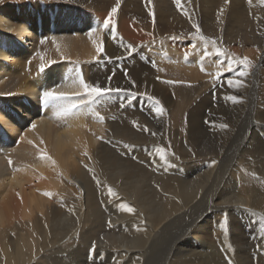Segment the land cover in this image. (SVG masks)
<instances>
[{"label": "bare ground", "instance_id": "bare-ground-1", "mask_svg": "<svg viewBox=\"0 0 264 264\" xmlns=\"http://www.w3.org/2000/svg\"><path fill=\"white\" fill-rule=\"evenodd\" d=\"M116 3L117 0H0V264H80L81 247L93 244L109 247L106 249L144 247L139 264L152 263L169 226L175 222L178 225L186 212L212 194H207L208 185L217 166L211 164V170L201 176L183 180L175 173L180 160L177 163L171 153L163 150L162 158V148L155 145L150 158L147 148L154 143L170 145L163 130L164 113H156L155 101L159 100L164 109L177 107L176 116L193 104L188 116L189 140L181 139L180 131L172 136L183 142L186 157L219 155L224 143L198 145L202 122L214 117L223 123L230 120H224L231 103L225 99L230 94L229 81L223 82L224 89L218 93L223 117L211 104L222 82L217 72H228L231 59L239 53L258 63L257 79L249 71L242 79L246 86L256 89L264 80V5L260 0H252L251 4L248 0H181L179 6L174 0H120L117 14L105 28ZM193 23L199 25L200 35L216 41L214 46L221 55L214 56L211 42L207 44L208 52H197L204 41ZM94 42L102 44L104 51L97 53ZM41 65L44 72L40 71ZM77 73H82L86 82H98L101 87L112 76V88L130 90L135 96L113 93L58 115L79 99V85L73 83ZM53 87L72 99L45 105L42 90ZM208 104L212 111L206 117L202 108ZM258 114L255 119L259 139L251 138L248 155H258L257 168L264 174V111ZM148 156L152 159L151 164L147 163L150 168L141 166L145 162L142 159ZM138 161L143 162L139 165ZM233 183L230 193L223 191L214 200L212 217L205 221L200 217L197 231L189 234V241L180 243L169 264H244L240 249L248 232L227 229L237 223L231 219L234 213L246 215L251 212L250 206L260 208L264 215V192L252 195L238 179ZM109 187L116 195L109 194ZM122 204L135 211H124ZM225 217L228 228L222 229ZM260 223L257 228L264 244V219ZM105 228H109L107 232ZM75 242L80 247L74 254ZM194 244H200L198 252ZM260 260L264 264V249L255 262Z\"/></svg>", "mask_w": 264, "mask_h": 264}, {"label": "rangeland", "instance_id": "rangeland-1", "mask_svg": "<svg viewBox=\"0 0 264 264\" xmlns=\"http://www.w3.org/2000/svg\"><path fill=\"white\" fill-rule=\"evenodd\" d=\"M190 44V43H189ZM193 45V43L192 44H190V46H192ZM205 44L203 43L202 45H200V48L199 47H197L198 48V50H197V52L199 51H202V50H205L206 52H208V45H210V44H208V45H205ZM188 46V45H187ZM204 46V47H203ZM214 46V45H213ZM189 47V46H188ZM201 47H203V49H201ZM211 47H212V45H211ZM215 47V46H214ZM212 48L213 49V51H214V56L216 55L217 56V54H218V52H217V48L218 47H215V48ZM189 48H191V47H189ZM188 48V49H189ZM192 49V48H191ZM201 49V50H200ZM219 49V48H218ZM219 55H221V51L219 52ZM237 58H236V57ZM240 56V57H239ZM241 58H243V56L242 55H240L239 53H235L234 54V58H232L231 59V61H230V64H231V66H232V71H229L228 69H227V71L228 72H224V71H222L223 72V74H222V72L219 70L218 72H217V74H216V76L218 75H220L221 74V80H222V82H220L219 84H218V87H216V88H218L217 90H216V92H215V94H214V97H213V100H212V107L214 108V109H217L218 110V112L220 113H218L219 115H222V117H223V114L221 113V109H220V106H221V99L219 98V89L221 90V89H224V87L222 86V85H224L223 84V82H228V81H232V83L231 84H229V82L227 83V85L229 86V92H230V94H228V95H226L225 96V99H227V97L228 96H236V97H238L240 100H242L243 102H241L240 101V103H232V101H231V103L229 102L228 104H229V107H228V112H229V114H228V116H227V119L226 118H224V120H226V122L228 121V119H230L229 120V123L227 122V123H223V122H220V121H215L214 119H216L215 117L214 118H211V120L210 121H204V122H202V124H201V126L199 125V133L201 134L200 135V138H199V142H198V145H204L205 143H211V144H214V143H218L219 145H221V144H223L222 146H221V150H220V154L219 155H211V156H209V155H201V156H198V157H196V159H195V157L193 156V157H191V159H189V157L190 156H188V157H186L187 155L182 151V148L184 147V145H183V142H179V141H175V140H173L172 139V136L175 134V132L176 131H180V133H181V139H185V140H189V138H188V129H189V118H188V116H189V111H190V109H192V106H193V104L190 106V107H188L187 108V111H184L183 112V114L181 115V116H176V110L177 109H174V108H177V107H174L173 109H165V111H164V119H165V121L163 122V125H164V133H165V136H166V138L168 139V140H170L169 141V146L167 147V146H165L163 143H160L159 141L155 144H153V145H151L150 147H152L153 148V150L151 151V148L150 147H148L147 149L149 150V156H150V158H151V153L153 154V152H154V148L155 147H161L162 148V150H164L165 152H168V153H171V155L175 158V160H176V162L178 163V161H179V163H178V165L180 164V167L179 166H177V169H176V171H175V173L176 172H178V176L180 177V178H182L183 180H185L186 178H187V180L189 179H193L194 177H197V176H201L202 174H203V172L205 173L206 171H209V170H211V167L210 168H208L211 164H212V166L213 165H217V166H215V168H214V170H212V174H210L211 175V180H210V183H209V185H208V187H209V189H208V191H207V194H211V195H207L206 196V199L204 198V202H202V203H200L199 204V206H197L196 208H194L193 210H190V211H188V212H186V214L184 215V217L180 220H178L177 222L179 223L178 225H177V223L175 222V223H172L173 224V226L172 225H170L169 226V233H168V235L164 238V241H162V243H161V245H159V247H158V249L156 250V252H155V254H154V258H153V260H152V263H150V264H156V263H158V264H169L170 262H171V260L173 259V257H175L176 256V254L178 253V249H179V246H180V243H184V242H187V241H189V239L191 238V236L190 235H193V231H197V229H198V223H199V221L200 220H202V221H205V220H208V219H210L211 217H212V214H211V212L215 209V207H214V203L213 202H215L214 200L217 198V197H219V195H221V194H223V191H224V193H230L233 189V186H234V181L235 180H239L240 181V183H241V186L243 187V189L245 190V191H248V192H250L252 195L253 194H256V192H258V194H259V191L261 192V191H263L264 192V187H263V183H264V174L263 173H260V170L257 168V164H258V155L256 154H254L253 156H249L248 155V147H250L251 146V141H252V137H254V138H256V139H259V132H258V121L255 119L256 118V116L257 115H260V114H258V113H261L262 111H264L263 109H264V80L262 81V83H261V87L259 86V87H257L256 89H253V88H249V87H247L246 86V83L242 80V79H244V77L242 78V77H239L238 75H239V73L240 72H242V71H245V67L242 65V64H240V60H241ZM247 58H248V60L249 61H251V64H250V66L248 67V69H247V71H249L250 73H252L253 74V77H255L256 79H257V73H256V66H258V63H257V61L256 60H254V59H252L251 57H249V56H247ZM255 61H256V63H255ZM235 62V63H234ZM254 64V65H253ZM238 67V68H237ZM237 68V69H236ZM254 69V70H253ZM234 70V71H233ZM239 70V71H238ZM253 71V72H252ZM221 72V73H220ZM237 76H236V75ZM225 78V79H224ZM229 78H230V80H229ZM238 78V79H237ZM242 81V84H243V86H237V81ZM237 87H235V86ZM239 87V88H238ZM263 87V89L261 90L260 88H262ZM214 88H215V86H214ZM242 88H244V89H242ZM254 90V91H253ZM238 91V92H237ZM248 91H249V93H248ZM260 92V93H259ZM240 93V94H239ZM251 93H253V94H251ZM257 93V94H256ZM259 93V94H258ZM237 94H239V95H237ZM242 94V95H241ZM245 94V95H244ZM251 96H250V95ZM256 95V96H255ZM262 95V96H261ZM240 96V97H239ZM245 96V98H243ZM250 97V98H249ZM255 98V99H254ZM200 99V98H199ZM219 99V100H218ZM248 99V100H247ZM253 99H254V101H253ZM263 99V100H262ZM245 100H246V103H245ZM252 100V101H251ZM199 101V100H198ZM249 102V103H248ZM178 103V102H177ZM252 103H253V105H252ZM240 104V105H239ZM242 104H244V105H242ZM245 104H247V105H245ZM250 104V105H249ZM215 105V106H214ZM235 105V106H234ZM242 105V106H241ZM256 105H257V107L258 106H260V107H256ZM177 106V105H176ZM250 108V109H248V107ZM263 106V107H262ZM208 107V108H207ZM241 107H242V109H241ZM245 107V108H244ZM190 108V109H189ZM207 108V109H206ZM253 108H254V110H253ZM204 111H205V113H204V115L206 116V117H208L209 116V114H210V112L212 111V109L209 107V104L207 105V106H204L203 108H202ZM234 109V110H233ZM247 109V110H246ZM258 109V110H257ZM171 112H170V111ZM257 111V112H256ZM259 111V112H258ZM238 112V113H237ZM250 112V113H249ZM186 113V114H185ZM249 113V114H248ZM152 114H153V112H152ZM241 114V115H240ZM248 115V116H247ZM186 116V117H185ZM250 116V117H249ZM152 117H154V118H156L157 116L156 115H152ZM171 117H174V118H171ZM243 117V118H242ZM181 118H182V120H181ZM236 118V119H235ZM180 119V120H179ZM175 120H177V121H175ZM232 120V121H231ZM240 120V121H239ZM241 120L243 121V122H241ZM248 122H247V121ZM250 120V121H249ZM173 121H175V122H173ZM235 121V122H234ZM178 122H179V124H178ZM183 124H182V123ZM218 122H219V125H218ZM250 122V123H249ZM175 125H174V124ZM212 125L213 127H207L208 125ZM230 123H232V124H230ZM236 123V124H235ZM239 123H240V125H239ZM245 123V124H244ZM248 125H247V124ZM181 124H182V126H181ZM214 124V125H213ZM217 124V125H216ZM221 124H226L227 126L230 124V126L229 127H227V129L225 128H221L220 127V125ZM237 125V126H235V125ZM256 124V125H255ZM206 125V126H205ZM244 126V128H243V126ZM215 126V127H214ZM217 126H218V128H217ZM235 126V127H234ZM247 126H249V127H247ZM251 126V127H250ZM178 128H180V129H178ZM217 128V129H216ZM233 128V129H232ZM215 129H216V131H215ZM251 129V130H250ZM172 130V131H171ZM205 130H207V131H205ZM212 130V131H211ZM220 130V131H219ZM236 130H237V132H236ZM244 133V136H243V134L241 133ZM246 131V132H245ZM229 132V133H228ZM216 133V134H215ZM171 134V135H170ZM231 134V135H230ZM239 136H238V135ZM202 135H203V137H202ZM218 135V136H217ZM236 135V136H235ZM240 135H242V137L240 136ZM256 135V136H255ZM185 136V137H184ZM220 136V137H219ZM228 136V137H227ZM169 137V138H168ZM205 137V138H204ZM223 137H224V139H223ZM225 137H226V139H225ZM240 137H241V139H240ZM245 137H247V138H245ZM188 138V139H187ZM210 138H211V140H210ZM216 138V139H215ZM217 138H219V139H217ZM221 138V139H220ZM237 138V139H236ZM245 138V139H244ZM253 138V139H254ZM205 139V140H204ZM213 139V140H212ZM227 139H228V141H227ZM207 140V141H206ZM219 140H221V142L219 141ZM223 140H225V141H223ZM211 141V142H210ZM219 141V142H218ZM238 141V142H237ZM243 141V142H242ZM244 141H245V143H244ZM173 142V143H172ZM236 142H237V147H236ZM249 142V143H248ZM221 143V144H220ZM232 143H233V145H232ZM241 143V144H240ZM243 143V144H242ZM189 144H191L190 142H189ZM227 144V145H226ZM229 144H230V146L232 147H230L229 146ZM235 144V145H234ZM240 144V145H239ZM155 145H157V146H155ZM174 145V146H173ZM178 145V146H177ZM155 146V147H154ZM176 146V147H175ZM229 146V147H228ZM239 146V147H238ZM242 146V147H241ZM175 147V148H174ZM178 147V148H177ZM257 148H258V146H256ZM224 148H225V150H224ZM245 149V150H243V149ZM156 149V148H155ZM167 149V150H166ZM176 151H175V150ZM231 149H232V151H231ZM238 149H240V151H238ZM182 152H181V151ZM223 150H224V152H223ZM230 150V151H229ZM246 150H247V153H246ZM179 153H178V152ZM226 151V152H225ZM173 152V153H172ZM238 152V153H237ZM242 152H243V154H242ZM176 153H178V154H176ZM184 153V154H183ZM240 153V154H239ZM147 154H148V152H147ZM147 154H146V152H145V157L144 158H147ZM174 154V155H173ZM180 154V155H179ZM226 154V155H225ZM238 156H237V155ZM186 155V156H185ZM243 155H245V156H243ZM149 156H148V158H149ZM180 156V157H179ZM182 156H184V157H182ZM208 156V157H207ZM218 156V157H217ZM234 156V157H233ZM241 156V157H240ZM247 156V157H246ZM225 157V158H224ZM147 159V160H145V159H142L143 161H145L144 163H146V164H144V163H142L143 161H141L140 163H139V161H138V164L139 165H141V163H142V165L141 166H146V167H148V168H150L148 165L149 164H151V161H152V159ZM186 158V159H185ZM215 158H217V159H215ZM225 160H224V159ZM232 158V159H231ZM235 158V159H234ZM252 158V159H251ZM237 159V160H236ZM254 159H257V161H255ZM187 160V161H186ZM219 160V161H218ZM226 160H228V161H226ZM230 160V161H229ZM245 160V161H244ZM254 160V161H253ZM184 161V162H183ZM192 161V162H191ZM221 161H222V163H221ZM235 161V162H234ZM242 161V162H241ZM149 162V164H147ZM253 162V163H252ZM204 163V164H203ZM236 163H238V164H236ZM249 163V164H248ZM255 163V164H254ZM192 164H193V166L195 167H193L192 166ZM207 164H209L208 166H207ZM220 164V165H219ZM154 165V164H153ZM186 165V166H185ZM188 165V166H187ZM190 165H191V167H190ZM219 165V166H218ZM239 165V166H238ZM181 166H183L182 167V169H181ZM198 166L199 167H201V168H203L202 170H201V168H198ZM222 168H221V167ZM227 166V167H226ZM236 166V167H235ZM254 166V167H253ZM256 166V167H255ZM154 168H156V165H154L153 166ZM193 167V168H192ZM219 167V168H218ZM229 167V168H228ZM186 168V169H185ZM188 168V169H187ZM208 168V169H207ZM218 168V169H217ZM190 169V170H189ZM199 169V170H198ZM221 169V170H220ZM178 170V171H177ZM181 170V171H180ZM231 170V171H230ZM197 171V172H196ZM202 173H201V172ZM219 171V172H218ZM223 171V172H222ZM230 171V172H229ZM233 171H235V172H233ZM237 171V172H236ZM184 174V175H182V173ZM227 172V173H226ZM240 172V173H239ZM188 173H190L191 175L189 176V174ZM199 173V174H198ZM233 173V174H232ZM198 174V175H197ZM220 175V176H218V175ZM231 174V175H230ZM236 174V175H235ZM186 175V176H185ZM214 175V176H213ZM216 175V176H215ZM238 175V176H237ZM237 176V177H236ZM241 179H240V178ZM262 178V179H261ZM234 180V181H233ZM248 180V181H247ZM221 181V182H220ZM224 181V182H223ZM223 182V183H222ZM231 182H232V184H231ZM212 183V184H211ZM213 183H214V185H213ZM226 184V185H225ZM229 184V185H228ZM228 185V186H227ZM219 187V188H218ZM227 187V188H226ZM231 188V191H230V188ZM253 188V189H252ZM261 188V189H260ZM224 189V190H223ZM258 189V190H257ZM256 191V192H255ZM211 192V193H210ZM218 192V193H217ZM218 195V196H217ZM214 196V197H213ZM212 198V199H211ZM209 200V201H208ZM212 200V201H211ZM209 206V207H208ZM257 210V212H256V210ZM208 210H210V211H208ZM249 210L251 211L250 213L248 212L246 215H243V214H239V212L237 213V215H236V213H234V215H233V217L231 218L232 220H233V222L234 223H238V221H239V223L237 224H235V226L231 229H227L228 231L229 230H231V231H236L237 229H239V228H242L243 230H245L246 232H248L246 235L244 234V238H246V240L245 241H243V245H242V247H241V249H240V251L242 252V254H241V256H243V258L245 259V262H244V264H263V262L260 260V263H256L255 261H257L258 260V257L261 255V253H262V250L264 249L263 247H264V244H261V242H262V233H260L259 232V230H258V226H261V223H260V221H263V219H261V217L263 216L264 217V215H263V213H262V211H260L261 209L260 208H255V207H252V206H250V208H249ZM254 211V212H253ZM258 213V214H257ZM195 214V215H194ZM196 214H197V216H196ZM255 215V216H254ZM200 217H202V219L200 218ZM205 217V218H204ZM235 217V218H234ZM237 217V218H236ZM247 217V218H246ZM199 218V219H198ZM252 218V219H251ZM256 218H258V219H256ZM225 220L223 221V223H222V225H221V227H222V229H225V228H228V219L225 217L224 218ZM230 219V220H231ZM241 219V220H240ZM261 219V220H260ZM183 220V221H182ZM198 220V221H197ZM256 220V221H255ZM243 221V222H242ZM188 222H192V223H188ZM146 223H148L147 221H146ZM224 223H225V225H224ZM192 224V225H191ZM241 224V225H240ZM246 224H248V225H246ZM181 225H183V226H181ZM194 225H195V228H194ZM224 225V226H223ZM251 225V226H250ZM191 226V227H190ZM242 226V227H241ZM193 227V228H192ZM236 227V228H235ZM238 227V228H237ZM185 229V230H182V229ZM107 229H109V228H105L104 229V231L105 232H107ZM173 229V230H172ZM176 229V230H175ZM190 230V232H188ZM182 231V232H181ZM259 233H258V232ZM185 232V234H183ZM257 233V234H256ZM170 234V235H169ZM190 234V235H189ZM173 235H174V237H173ZM103 236L104 237H107V235H105L104 233H103ZM171 236V237H170ZM178 236V237H177ZM190 236V237H189ZM249 236V237H248ZM189 237V238H188ZM257 237V238H256ZM169 238V239H168ZM177 238H179V239H177ZM186 238H188V239H186ZM248 238V239H247ZM101 239L102 238H100L99 240H98V242H100L101 241ZM185 239V240H184ZM166 240V241H165ZM178 241V242H177ZM254 241H256V242H254ZM168 242V243H167ZM192 241L190 240V243H189V246H190V248H192L193 247V245H192V243H191ZM257 242H258V244H257ZM167 243V244H166ZM248 243H249V245H248ZM251 243V244H250ZM174 244H175V246H174ZM255 246H254V245ZM102 245V244H101ZM257 245V246H256ZM259 245V246H258ZM77 248H76V247ZM200 244H197V246H196V244H194V247H195V249H196V247L198 248V249H200ZM78 247H80V245H78L77 246V244H76V242H75V245H74V247H73V249H72V252L75 254L76 252H77V250L76 249H78ZM92 247V246H91ZM91 247L90 248H83V247H81V250L83 251V256H82V258L81 259H83L82 261L84 262H80V264H107V263H114V264H139V263H141V258H142V252H143V250H144V247H141V248H138V249H132V248H118V249H106V248H109V247H104V248H102L101 246H97V247H95V248H98V249H95V253H93L92 254V252H90V249H91ZM167 247H169V248H167ZM244 247H245V249H244ZM251 249H250V248ZM254 247V248H253ZM257 247V248H256ZM262 247V248H261ZM83 248V249H82ZM162 248V249H161ZM173 249L174 250V254H172L173 253V250H171V249ZM88 249V250H87ZM166 249H168L167 251H166ZM248 249V250H247ZM104 250V251H103ZM116 250V251H115ZM165 250V251H164ZM253 250V251H252ZM255 250V251H254ZM168 251H170L169 253H168ZM195 251H199V250H195ZM105 253V255H104V253ZM111 252V253H110ZM113 252V253H112ZM116 252H117V254H116ZM120 252V253H119ZM136 252V253H135ZM138 252V253H137ZM177 252V253H176ZM201 253H202V250L200 251ZM256 254H255V253ZM90 253V254H89ZM97 253V254H96ZM254 255H253V254ZM107 254V255H106ZM113 254V255H112ZM138 254V255H137ZM245 254V255H244ZM91 255V256H90ZM97 255V256H96ZM167 255V256H166ZM248 255V256H247ZM104 256V258H102ZM116 256V257H115ZM124 256H126V258L124 257ZM129 256V257H128ZM171 256V257H170ZM246 256V257H245ZM99 257V258H98ZM118 257V258H117ZM250 257V258H249ZM115 258V260L113 261V259ZM116 258H117V260H116ZM169 258V259H168ZM105 259H107V260H105ZM109 259H110V261H109ZM121 259V260H120ZM128 259V260H127ZM131 259V260H130ZM168 259V260H167ZM249 259H251V260H249ZM253 259H256L255 261H253ZM261 259V258H260ZM89 262H88V261ZM105 260V261H104ZM92 261V262H91ZM154 261V262H153ZM248 261V262H247ZM95 262H97V263H95ZM101 262V263H100ZM104 262V263H103ZM120 262V263H119ZM125 262V263H124ZM255 262V263H254Z\"/></svg>", "mask_w": 264, "mask_h": 264}, {"label": "snow or ice", "instance_id": "snow-or-ice-1", "mask_svg": "<svg viewBox=\"0 0 264 264\" xmlns=\"http://www.w3.org/2000/svg\"><path fill=\"white\" fill-rule=\"evenodd\" d=\"M147 2L150 3L151 0H147ZM174 2L177 6H179L181 3V0H174ZM248 3L251 4L252 0H248ZM260 3H261V5H264V0H260ZM119 7H120V0H117L115 7H113L111 9V15L108 17L107 21L104 24L105 28H107L108 25L110 23H112V18L117 14ZM192 27L195 28L196 33L199 35V38L204 41L205 45H207L209 42H211L213 45L216 44L215 40L209 41V38H207L203 35H200L201 29H200L199 25L193 23ZM112 32H113V38L115 39V29H112ZM91 35L92 34L89 33L90 37H91ZM173 39H175V37H173ZM41 43H44V41H41ZM121 43H122V41H121ZM57 47H59V46H57ZM95 47H96L97 53H101L104 51L103 46L100 43H95ZM128 50L129 51L132 50L131 46H128ZM217 52L219 53L220 49H217ZM109 59H111V58H109ZM240 64H242L245 67V71H242L239 73V76L243 78L247 75V69L251 64V61H249L247 57H244V58H241ZM153 66H155V65H153ZM227 67H228L229 71H232L231 64H229ZM202 70H203V68H202ZM40 71L41 72L45 71V68L43 65H41ZM114 75H115V72L113 71L112 76H114ZM126 75H127V73L125 72V76ZM77 76H78V79L74 80L73 83L74 84L78 83V85H79V90L76 93V97H78L79 99L76 100V102L71 103L67 108H64L62 110V113H58V115L71 112L74 109H77L80 104H83L86 101L91 102V101H94L96 98H103L104 96H107V95H110L113 93L127 95L128 97H134L135 96V93H132L130 90H125V89H121V88H112L111 87L112 76L108 77V83L103 87H101V85L98 82L97 83L86 82L85 79L83 78L82 73H77ZM231 83H232V81H229V84H231ZM133 84H134V82H133ZM237 85L243 86L242 81L238 80ZM69 99H72V98L66 96L64 93H57V91L55 90V87L51 88L50 90H47V89L42 90L41 100L45 105L49 104V102H51V101H61V100H69ZM148 99L151 100V99H153V97L149 96ZM227 99L232 101L233 103H239L240 102V99L236 96H228ZM155 104H156V108H155L156 113L162 115L164 113L165 109L162 106H160V101L156 100ZM97 115H98L99 121L103 122V117L99 116V114H97ZM31 127L33 129H35L36 125L32 124ZM220 127L221 128H227L228 126L226 124H221ZM143 130L147 131V128L145 127ZM153 135H155V133H153ZM161 156H162V158H164L163 150H161ZM42 158L51 159L50 157H47V156H43ZM9 163L11 164L12 161L9 160ZM108 192L110 195H116V193L110 187L108 189ZM44 195L51 197L52 194L51 193H44ZM121 207L123 208L124 211H126L128 213H133L135 211L134 208H132L131 206H129L127 204H122ZM261 219H264V217H261ZM90 252L95 253V244L92 245Z\"/></svg>", "mask_w": 264, "mask_h": 264}]
</instances>
